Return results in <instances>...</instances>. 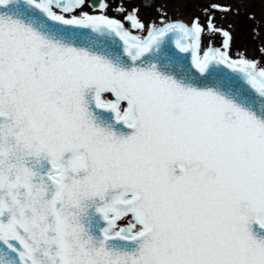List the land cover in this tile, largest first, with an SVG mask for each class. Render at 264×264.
<instances>
[{"label": "snow or ice", "instance_id": "snow-or-ice-1", "mask_svg": "<svg viewBox=\"0 0 264 264\" xmlns=\"http://www.w3.org/2000/svg\"><path fill=\"white\" fill-rule=\"evenodd\" d=\"M229 13L0 0V264H264V46Z\"/></svg>", "mask_w": 264, "mask_h": 264}, {"label": "rangeland", "instance_id": "rangeland-1", "mask_svg": "<svg viewBox=\"0 0 264 264\" xmlns=\"http://www.w3.org/2000/svg\"><path fill=\"white\" fill-rule=\"evenodd\" d=\"M158 2L168 3L169 11H172L175 4L183 3V0H158ZM223 3H230L233 9H238V15L227 14L223 20L217 14V23L222 26L231 24L233 34V49L243 50L249 56H255L256 49L259 46H264V3L261 0H220ZM130 4L140 5L142 0H129ZM145 10L142 8L143 14ZM191 9L181 8V12L185 14L187 19ZM253 14L255 19H248V15ZM253 28H256L258 35L253 38ZM214 43H219L217 37Z\"/></svg>", "mask_w": 264, "mask_h": 264}, {"label": "bare ground", "instance_id": "bare-ground-1", "mask_svg": "<svg viewBox=\"0 0 264 264\" xmlns=\"http://www.w3.org/2000/svg\"><path fill=\"white\" fill-rule=\"evenodd\" d=\"M185 15V14H184ZM186 17V16H185Z\"/></svg>", "mask_w": 264, "mask_h": 264}]
</instances>
